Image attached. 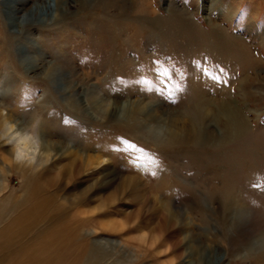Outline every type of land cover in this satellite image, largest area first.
I'll use <instances>...</instances> for the list:
<instances>
[{"label": "rangeland", "instance_id": "374dc122", "mask_svg": "<svg viewBox=\"0 0 264 264\" xmlns=\"http://www.w3.org/2000/svg\"><path fill=\"white\" fill-rule=\"evenodd\" d=\"M11 1L0 108L55 155L0 136V264H264V0Z\"/></svg>", "mask_w": 264, "mask_h": 264}, {"label": "bare ground", "instance_id": "6f19581e", "mask_svg": "<svg viewBox=\"0 0 264 264\" xmlns=\"http://www.w3.org/2000/svg\"><path fill=\"white\" fill-rule=\"evenodd\" d=\"M23 2H24V0H12L11 1V5H9L6 8L10 12V16H12V18H14L15 20H18V23H19L20 26H21L22 23L24 24V22L27 23V24L31 23L30 19L28 18V14L32 13V10H33V8H31L30 11H26V12L18 15L19 11H21V6H17L16 4L17 3L21 4ZM65 3H66L65 7L63 9L59 8V7L56 9L58 13H62L60 16H63L64 12L66 14V12H68L69 8L71 7L70 6L71 5L70 2L67 1ZM177 20H179V21L182 20V22H183V20L185 21L184 18H182V19L177 18ZM182 22H180V23H182ZM189 25H190V23H189ZM240 42L242 44V41H240ZM241 56H243V55H241ZM39 60H40V58H38V60L34 59L33 61L29 60L27 68H26L27 72L34 73L35 70L40 68L41 65L38 64V62H37ZM1 81L2 80H0V82ZM1 88H3V87H1ZM76 88L77 87H75V89ZM71 89H73V88L71 87ZM6 91H4L2 89L3 93L6 92ZM0 97H1V99H0V107H1L2 104H3L2 101L4 100L3 99L4 97L2 98V95H0ZM202 103H204V102H202ZM221 109H222V113L225 114L226 117L228 118V121H227L228 123L227 124H228L229 127H231V125L232 126L235 125L236 127L238 126L237 128H239V125L240 124L242 125V123H241L242 122V118H241L242 116H241L240 112L235 107L229 106L225 110H223V108H221ZM3 111H4L3 107H2V109L0 108V136L2 138H4L7 142L11 141L12 144L14 145V147H13V157H15V159H19V160L26 161V162H37V164H41V163H47L48 161H50L54 157L55 153H54V151L51 148V144L46 140L45 137H42L41 135L40 136L37 135L36 134V129L35 130L33 129L32 131L31 130L29 131V129H26L23 126V124H21L20 122H14L13 121V123H11V121L7 117V114H3ZM46 127H47V125H46ZM229 127H228V129H230ZM239 129H241V128H239ZM235 131H237V130H235ZM102 158H103V156L99 157L97 159V163L98 164H100L102 161H104ZM75 161H77V157H75ZM164 211L168 215V217H167L168 221L172 220L173 224L174 223L177 224V222H176L177 221V216L170 210V208H166L165 207Z\"/></svg>", "mask_w": 264, "mask_h": 264}, {"label": "snow or ice", "instance_id": "6c2138e0", "mask_svg": "<svg viewBox=\"0 0 264 264\" xmlns=\"http://www.w3.org/2000/svg\"><path fill=\"white\" fill-rule=\"evenodd\" d=\"M156 63L157 64H160L161 62L160 61H156ZM157 71H159V69H157ZM163 73H164V75L165 76H167L168 75V70L167 69H164L163 70ZM140 82H143V83H149V81H147V80H144V81H140ZM175 89L176 90H180V86H179V84H176L175 85ZM172 95H174V92H168V96L169 97H171ZM67 123V122H66ZM126 144H127V147L128 148H131V149H135L136 148V145H134V144H132V143H130V142H125ZM139 151H143L142 149H139Z\"/></svg>", "mask_w": 264, "mask_h": 264}]
</instances>
